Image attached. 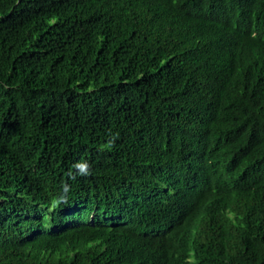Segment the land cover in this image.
Listing matches in <instances>:
<instances>
[{
  "label": "trees",
  "instance_id": "1",
  "mask_svg": "<svg viewBox=\"0 0 264 264\" xmlns=\"http://www.w3.org/2000/svg\"><path fill=\"white\" fill-rule=\"evenodd\" d=\"M0 264H264V0H0Z\"/></svg>",
  "mask_w": 264,
  "mask_h": 264
},
{
  "label": "clouds",
  "instance_id": "2",
  "mask_svg": "<svg viewBox=\"0 0 264 264\" xmlns=\"http://www.w3.org/2000/svg\"><path fill=\"white\" fill-rule=\"evenodd\" d=\"M165 245H175L179 246L175 234L172 235L170 238L164 240Z\"/></svg>",
  "mask_w": 264,
  "mask_h": 264
}]
</instances>
